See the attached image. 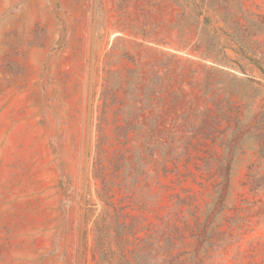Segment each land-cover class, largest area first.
<instances>
[{
    "label": "rangeland",
    "instance_id": "1",
    "mask_svg": "<svg viewBox=\"0 0 264 264\" xmlns=\"http://www.w3.org/2000/svg\"><path fill=\"white\" fill-rule=\"evenodd\" d=\"M0 264H264V0H0Z\"/></svg>",
    "mask_w": 264,
    "mask_h": 264
},
{
    "label": "trees",
    "instance_id": "2",
    "mask_svg": "<svg viewBox=\"0 0 264 264\" xmlns=\"http://www.w3.org/2000/svg\"><path fill=\"white\" fill-rule=\"evenodd\" d=\"M252 183H253L255 186H259V187H260L261 181H260L259 178L254 177Z\"/></svg>",
    "mask_w": 264,
    "mask_h": 264
}]
</instances>
